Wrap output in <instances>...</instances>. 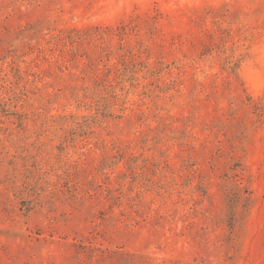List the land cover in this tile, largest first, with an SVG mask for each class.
Returning <instances> with one entry per match:
<instances>
[{"label":"rangeland","instance_id":"374dc122","mask_svg":"<svg viewBox=\"0 0 264 264\" xmlns=\"http://www.w3.org/2000/svg\"><path fill=\"white\" fill-rule=\"evenodd\" d=\"M0 264H264V0H0Z\"/></svg>","mask_w":264,"mask_h":264}]
</instances>
